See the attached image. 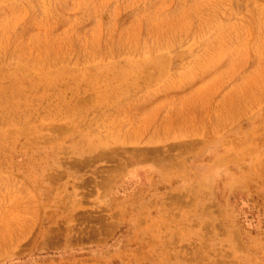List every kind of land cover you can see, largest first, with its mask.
I'll return each instance as SVG.
<instances>
[{
  "label": "rangeland",
  "instance_id": "rangeland-1",
  "mask_svg": "<svg viewBox=\"0 0 264 264\" xmlns=\"http://www.w3.org/2000/svg\"><path fill=\"white\" fill-rule=\"evenodd\" d=\"M0 264H264V0H0Z\"/></svg>",
  "mask_w": 264,
  "mask_h": 264
}]
</instances>
